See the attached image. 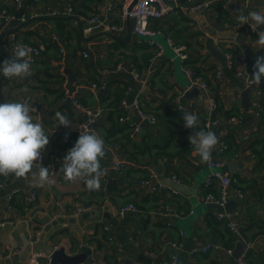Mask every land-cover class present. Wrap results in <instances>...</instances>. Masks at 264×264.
<instances>
[{"label": "crops", "instance_id": "1", "mask_svg": "<svg viewBox=\"0 0 264 264\" xmlns=\"http://www.w3.org/2000/svg\"><path fill=\"white\" fill-rule=\"evenodd\" d=\"M113 1L120 0H25L24 9L17 11V15L24 12L31 19L39 9L45 12L46 8L69 4L74 6V16L85 30L91 17L107 16ZM198 1L209 3L210 8L191 14L185 1L179 0V9L154 25L160 31L157 40L165 45V52L153 64L146 63L147 51L144 46L134 45L137 37L131 31L129 42L101 37L85 44L80 39L79 23L67 20L70 17L32 22L4 39L6 53L0 45V63L11 57L10 49L18 43L43 49L42 58L31 68V76L17 80L0 78V103L23 102L32 106L34 122L44 126L50 139L42 157L52 182L41 188L35 185L31 174L19 179L0 176V264H25L27 249L44 234V242L52 249L64 247L71 255L90 249L93 264H124L127 259L134 264H171L173 256L177 257V264H237L227 250H235L238 242L245 245L242 256L248 264H264V162L250 149L264 139V83L251 89L250 110L242 107L243 92L249 89L255 60L264 55V48L256 44L258 32L264 31V26L254 32L250 25L241 26L237 20L240 9L245 15L264 11V0ZM15 9L14 0H0V10ZM112 22L120 24L118 11ZM129 25L131 28L132 22L127 20L126 29L117 35L126 39ZM20 26L18 21L10 26L0 21V37L4 31ZM168 35L186 52L188 60L183 61L167 47ZM229 54L236 59L232 66L228 65ZM100 55H105L106 60H100ZM118 64L134 68L142 79L120 71L116 78L107 81L106 93L87 89L94 80L103 81L102 68ZM187 67L207 78L211 94L218 102L214 117L219 128L211 131L217 135L222 129L227 133V143L233 137L238 147L228 154V143L223 159V172L232 176L231 197L224 209L205 203L206 195L216 191L215 186H206L215 170L194 155V149L188 154V146L184 145L193 132L184 127V114L177 106L196 102L198 131L203 130L202 120L209 119L204 91L197 87L199 91L193 92L189 100L185 97L188 90L196 87L187 76ZM216 69L221 70L223 80L215 84L212 77ZM65 91L79 102L103 111V119L92 127L106 147L101 160L106 175L99 191H88L82 180L68 182L59 172L63 158L75 145L74 134L86 121L85 114L66 97ZM135 98L140 99L147 114L157 117L155 124L143 121L137 113L133 115L132 106L123 109L124 100L132 103ZM57 111L73 124L56 127ZM126 115L137 131L120 122ZM140 129L143 133L139 137ZM66 133L71 134V139ZM151 145L165 147L167 155L157 157L160 149L154 148L147 152ZM115 161L125 165L123 173L115 169ZM234 163L237 165L231 167ZM156 167H163V171L157 173ZM37 170L34 167L33 171ZM144 179L157 186L158 191L151 193L143 187ZM109 182H115L110 189ZM13 185L24 188L8 193ZM237 192L243 197L237 196ZM32 194L36 200L30 203ZM130 203L137 205L139 212L124 218L118 216V209ZM223 212L241 229V237H234V244L228 240L230 231L225 223L218 219ZM105 226L115 236L113 244L105 240ZM207 246L210 248L205 252ZM173 251H177L176 255Z\"/></svg>", "mask_w": 264, "mask_h": 264}, {"label": "built area", "instance_id": "2", "mask_svg": "<svg viewBox=\"0 0 264 264\" xmlns=\"http://www.w3.org/2000/svg\"><path fill=\"white\" fill-rule=\"evenodd\" d=\"M134 0H120L119 2L113 1L109 3L108 9H107V16L102 19L99 16H93L89 20H87V25L84 30V34L88 36H92L96 34L97 32H109L112 34L117 35L119 32L126 29L125 23L126 21L132 22L131 26V32L133 36L137 37V40L135 41V46H145L148 49H150V64H153L156 58H161L165 52V45L157 40V36L160 34V31L155 28V24L159 21H163L166 19L169 15L174 13L177 9H179V0H138L136 4L132 7L130 10V7L132 5ZM187 4V11L191 14L203 12L206 9L210 8L209 3H202L198 0H184ZM14 5L16 9L14 11H8V10H0V21H3L5 26H10L15 21H18L21 23V25L29 22L30 20L36 19L38 17H54V18H60V17H72L74 16V9L71 5H65V6H57L55 8H46L45 12L43 10L37 11L32 18L28 17L24 12L20 15H17V11L23 10L25 6V0H14ZM118 11L119 17H120V24H114L112 22V18L114 13ZM12 35V34H11ZM55 41L57 39L53 37ZM166 45L168 48H170L177 56H179L183 61L188 60V56L184 50L177 46L175 43V40L172 36L168 35L165 37ZM28 47H30L33 52L31 55V68L35 66L43 56V49L40 46L35 45H28L25 44ZM13 45L10 49V55H12L14 50ZM86 57V55H85ZM99 59L102 61L106 60L105 55H100ZM236 62V59L233 55H228V65L232 66ZM245 65H247L245 63ZM187 76L191 80L192 86H196L200 88L204 93H206V106L205 110L206 113L209 116V119L205 121L203 124V130L205 131H211L214 129L219 128V122L217 119H215V113L218 109V102L216 98L211 94V85L208 82L207 78H205L202 74H198L193 68L187 67L186 69ZM120 71H125L127 73L132 74L137 80H141L142 77L139 72H137L134 68L127 67L124 64H118L115 67H104L102 68V73L104 75L112 74ZM212 80L216 83H220L222 78V72L220 69H216ZM256 85L252 83V79L249 78L247 87L249 89L254 88ZM87 89L92 92H100V93H106L109 90L108 83L105 81H96L94 80L90 84L87 85ZM66 97L74 102L76 107L82 111L85 114L86 121L82 125H87V128H82L81 131L90 130L92 131L93 125L103 119V111L100 109H96L94 107L85 105L84 103H81L76 99L72 94L69 93V91H65ZM132 106L138 115L140 119L143 121H149L152 124H155L157 122V117L153 114H147L146 111H144L142 103L139 98H135L132 103L127 102L124 100L122 102V107L124 110H127L128 107ZM35 111H37V107L34 108ZM197 109V104L194 101L187 102L186 104H180L177 106V110L179 112H182L183 114L185 112L193 113L195 114V111ZM130 116L126 115L124 117L120 118V122H123L124 124L130 125V127H135L134 124L131 123ZM136 129V127H135ZM191 132L198 131L197 128L195 129H189ZM137 131V129L135 130ZM77 135L79 137L80 130H77ZM65 136L68 139H71V134L66 133ZM133 137V136H132ZM218 146H215L212 157L210 162L207 163L208 167L215 170L210 178L208 179L206 186L208 188H212L210 186L216 187V193L210 192L205 197V203H211L216 205L217 207L224 209L231 197V190H232V176L227 173L223 172V169L225 168L226 164L224 162V157L226 154V151L228 149V143H227V133L223 130H221L218 134ZM106 149V147H105ZM236 157H239V155H236ZM40 164L44 165L43 157L39 161ZM115 169L123 173L125 171V165L121 161H115L114 162ZM45 166V165H44ZM175 180L176 178L173 177ZM141 185L148 189L149 192L155 193L158 191V187L155 185H151L149 180H142ZM173 193H176L174 190H172ZM240 198L243 197V194L241 192H237L236 194ZM36 200V195L32 194L29 198V202L33 203ZM139 212V207L133 203L124 205L118 209V216L121 218L126 217L127 215L136 214ZM177 217H180L177 215ZM218 219L225 223L228 230L232 233V235L238 239L241 237V229L239 225L230 220L229 216L227 214L220 213L218 215ZM104 231L106 233V241L109 244H113L115 242V236L111 231V228L108 226L104 227ZM104 233V234H105ZM209 246L204 248V251L209 250ZM58 248H54L51 250H56ZM227 252L230 255H233L234 249L230 248L227 250ZM51 254L52 252H32L28 260L25 264H51ZM2 255V254H1ZM10 257H5V259H9ZM178 259L176 256L172 257L171 264H177ZM237 264H248L245 257L241 256L237 260Z\"/></svg>", "mask_w": 264, "mask_h": 264}, {"label": "clouds", "instance_id": "3", "mask_svg": "<svg viewBox=\"0 0 264 264\" xmlns=\"http://www.w3.org/2000/svg\"><path fill=\"white\" fill-rule=\"evenodd\" d=\"M237 20L239 24L250 25L256 32L264 26V11H250L247 15L240 9ZM256 44L264 48V31L258 32ZM33 50L23 43L14 46L11 57L0 63V77L6 80H17L32 75L31 55ZM252 83L259 86L264 83V55L257 56ZM32 106L23 102L0 103V176L25 178L31 174L36 186L43 188L51 183L50 169L37 163L42 159V153L49 145L50 139L44 126L34 122ZM184 127L195 129L199 124L196 114L185 112L183 115ZM56 127H70L73 123L60 111L55 113ZM87 125H79L80 135L75 145L63 158L60 173L68 182L82 180L90 192L101 189L102 178L106 170L101 166V160L105 157V141L97 133L90 130L81 131ZM188 140L194 149V155H198L202 162L211 160L212 152L218 144V137L212 131H195L189 135ZM37 168V171L33 169Z\"/></svg>", "mask_w": 264, "mask_h": 264}, {"label": "water", "instance_id": "4", "mask_svg": "<svg viewBox=\"0 0 264 264\" xmlns=\"http://www.w3.org/2000/svg\"><path fill=\"white\" fill-rule=\"evenodd\" d=\"M138 0H134L131 7H130V10L132 9V7L136 4ZM56 21L58 20L57 18H54V17H38L36 19H33L25 24H23L22 26H20L19 28H15V29H10V30H7V31H4L2 34H1V37H0V45H1V48L3 50L4 53H6L4 51V39L11 35V34H14L16 32H18L19 30H21L22 28H26L28 25H30L32 22H35V21ZM67 20H74V21H77L79 23V35H80V39L83 43L87 44V43H91L101 37H109L111 39H114L116 41H120V42H129L131 40V34H130V31H131V28H130V25H129V35L126 39L124 38H121L119 37L118 35H115V34H112V33H109V32H99V33H96L90 37H86L85 34H84V28H83V25L82 23L80 22L79 18L75 17V16H72L70 18H67ZM129 24H130V21H129ZM117 73H113V74H107V75H103L102 76V80L107 82L109 81L110 79H114L117 77ZM4 79V78H2ZM195 91H199V89L197 87H192L190 90H188L185 94V97L187 98V100H189V96L193 94V92ZM251 92L252 90L251 89H246L244 92H243V99H242V107L245 111H249L250 108H251V105H252V101H251ZM131 111L133 113V115H136V110L134 108H131ZM143 129H140L138 131V136L140 137L141 134L143 133L142 131ZM222 129H219L217 131V135L219 134V132L221 131ZM73 140L75 141V143L77 142L78 140V135L77 133L74 134V137H73ZM237 164L234 163V164H231V167H234L236 166ZM155 171L157 173H160V171H163V167H156L155 168ZM19 179V178H18ZM111 185H115V182H109L107 183V188L110 189V186ZM24 187H19V186H14L13 187H10L7 189V192L10 193L12 192L14 189H23ZM233 205L235 206V203L233 202ZM106 218H109L108 215H105ZM72 224H75L74 221H72ZM45 235V234H44ZM43 235V237H44ZM41 238V240L39 242H37L36 244H34L33 246L29 247L27 249V260L28 258L30 257L31 253L32 252H38V251H43V252H52L51 254V264H93L94 262V259L92 257L93 255V252L90 250V249H86L84 252H81V253H76V254H69L67 253L66 249L64 247H60L56 250H51V248L49 247V245H47L45 242H44V238ZM245 250V245L242 243V242H238L237 245H236V248L234 250V253H233V257L235 258V260H238L243 252ZM176 252L177 251H173L174 255H176ZM135 262L131 259H127L125 261L124 264H134Z\"/></svg>", "mask_w": 264, "mask_h": 264}, {"label": "trees", "instance_id": "5", "mask_svg": "<svg viewBox=\"0 0 264 264\" xmlns=\"http://www.w3.org/2000/svg\"><path fill=\"white\" fill-rule=\"evenodd\" d=\"M74 7V6H73ZM74 10H75V8H74ZM77 11V10H76ZM75 14V13H74ZM76 15H80L78 12H76ZM61 23H63V22H61ZM144 49L147 51V53L144 55V57H145V61H146V63H149L150 64V56H151V54H148L149 53V49L147 48V47H145L144 46ZM198 72V71H197ZM1 78V77H0ZM97 82L99 81V80H96ZM63 97V94L61 95V98ZM230 114H231V112H230ZM202 124H204L205 123V121L204 120H202V122H201ZM128 129V128H127ZM228 143H229V150H228V154H230V153H232L233 151H237L238 150V147H237V144H236V140L233 138V137H229L228 138ZM184 145H187L188 146V148L186 149V152L188 153V154H190L191 152H192V147H191V145H190V142L188 141V142H186V143H184ZM160 149V153H158L156 156L157 157H159V156H163V155H167V153H166V149H165V147H163V146H158V145H151V147H150V149L149 148H146V151L147 152H151V149ZM250 149H251V151H252V153L254 154V155H256L257 157H259V158H261V161L262 162H264V158H263V154H264V139L263 140H261V141H259V142H257V143H254L251 147H250ZM161 151H164L165 153H162ZM228 235H229V242H231V243H233L234 244V242H235V238H234V236L232 235V233H230V232H228ZM106 236V235H105ZM105 236H104V238H105ZM253 264H256V263H253Z\"/></svg>", "mask_w": 264, "mask_h": 264}]
</instances>
